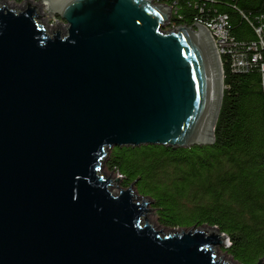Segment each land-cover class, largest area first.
<instances>
[{"label":"water","instance_id":"95a60500","mask_svg":"<svg viewBox=\"0 0 264 264\" xmlns=\"http://www.w3.org/2000/svg\"><path fill=\"white\" fill-rule=\"evenodd\" d=\"M42 2L0 0V264H236L216 253L227 233L157 229L139 177L103 170L114 146L215 144L209 28L166 31L172 7L153 0Z\"/></svg>","mask_w":264,"mask_h":264},{"label":"trees","instance_id":"16d2710c","mask_svg":"<svg viewBox=\"0 0 264 264\" xmlns=\"http://www.w3.org/2000/svg\"><path fill=\"white\" fill-rule=\"evenodd\" d=\"M157 1L174 6L170 27L228 18L215 144L114 146L105 166L126 188L139 177L135 189L165 226L215 225L235 261L256 264L264 258V0Z\"/></svg>","mask_w":264,"mask_h":264},{"label":"rangeland","instance_id":"374dc122","mask_svg":"<svg viewBox=\"0 0 264 264\" xmlns=\"http://www.w3.org/2000/svg\"><path fill=\"white\" fill-rule=\"evenodd\" d=\"M43 0H30V2H32V3H34L35 5H37L39 8L40 7H43V2H42ZM9 2H13V3H10L9 5H8V7L9 8H11V7H15L16 5H18V6H20L21 4H22V2H24V0H9ZM54 17L57 19V20H61L62 21V23L66 26V25H68V22H67V20L65 21V20H63V19H61L60 17H58V16H56V14L54 13ZM44 23L46 24V27H47V29L49 30V31H52V27H53V20L51 19L49 22H47V21H44ZM162 28L164 29V30H166V31H168L169 29H174L173 27H170L169 26V24H168V21L165 23V24H163V26H162ZM219 49H220V47L219 46H217V51H219ZM219 53H220V57H221V52L219 51ZM105 164H106V162L104 163V166H103V170L106 172V174H107V177H109V178H112V179H114L116 176H118V171H115V170H113V169H107L106 168V166H105ZM120 174V173H119ZM121 181V180H120ZM119 187L121 188V187H123L122 185H121V182H120V184H119ZM119 187H115V186H113V192L114 193H117L118 192V189H119ZM136 188V187H135ZM134 188V193H138L137 192V190ZM139 194V193H138ZM150 198V197H149ZM148 198V199H149ZM151 199V198H150ZM155 212V211H154ZM153 212V213H154ZM155 214V213H154ZM154 214H152V212L150 213V214H148L147 215V218H149L150 220V222L152 223V224H154V225H156L157 227V229H163V227H165V228H167V230H170V231H173V230H178V231H180L179 229H186V230H188V228L190 227H192V226H190V225H188V226H183V227H181V226H176V227H168V226H165V224L163 223H161L160 222V220L156 217V215H154ZM224 248H226V247H224V246H218V248H217V250H216V253H217V255H218V258H220V257H222L225 253V256H224V258L223 259H227L228 257H230L231 255H230V253H228V252H226L225 251V249ZM233 258V257H232ZM233 260L235 261V259L233 258ZM236 262V264H239L237 261H235Z\"/></svg>","mask_w":264,"mask_h":264},{"label":"built area","instance_id":"2783aa9c","mask_svg":"<svg viewBox=\"0 0 264 264\" xmlns=\"http://www.w3.org/2000/svg\"><path fill=\"white\" fill-rule=\"evenodd\" d=\"M153 1H155L156 3H159V4H164V3L158 2L157 0H153ZM166 4H168V3H166ZM168 5H170V4H168ZM170 7H172L171 12H170V15H171L173 12L174 6L170 5ZM171 17H172V15H171ZM169 20L171 22V18ZM226 20H228L227 16H225V15L221 16L220 15L218 20L213 21V22H208V21L202 22L200 20L195 21V22L202 24L203 26H207L209 28L211 35L216 42V45L220 47L219 51L222 53L225 52L224 50H225L226 46L228 45V40H229L228 35H227L228 31H227V28L225 26L227 23ZM256 57L257 56L253 57V59L255 60ZM235 63H236V66L238 68L245 66L244 62L241 59L237 60Z\"/></svg>","mask_w":264,"mask_h":264},{"label":"bare ground","instance_id":"6f19581e","mask_svg":"<svg viewBox=\"0 0 264 264\" xmlns=\"http://www.w3.org/2000/svg\"><path fill=\"white\" fill-rule=\"evenodd\" d=\"M217 48V47H216Z\"/></svg>","mask_w":264,"mask_h":264}]
</instances>
